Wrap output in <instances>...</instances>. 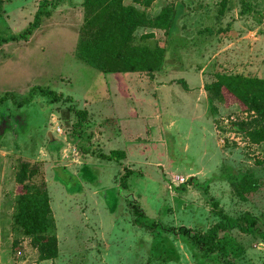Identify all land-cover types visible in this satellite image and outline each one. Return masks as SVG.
Here are the masks:
<instances>
[{"label": "rangeland", "instance_id": "1", "mask_svg": "<svg viewBox=\"0 0 264 264\" xmlns=\"http://www.w3.org/2000/svg\"><path fill=\"white\" fill-rule=\"evenodd\" d=\"M83 2L0 0V264H264L259 232L223 219L249 213L264 230V141L232 93L210 88L219 75L264 79V0H122L141 21L107 71L77 50L114 7ZM33 86L63 97L17 106L10 94ZM113 149L124 158L95 154ZM23 163L47 192L51 258L17 221ZM217 225L206 246L176 231Z\"/></svg>", "mask_w": 264, "mask_h": 264}, {"label": "trees", "instance_id": "2", "mask_svg": "<svg viewBox=\"0 0 264 264\" xmlns=\"http://www.w3.org/2000/svg\"><path fill=\"white\" fill-rule=\"evenodd\" d=\"M83 3L87 7H100L102 4L113 5L114 7L104 21L97 25L96 30L79 40L77 50L79 58L84 59L93 67L107 71L104 61L108 57L127 58L123 49L131 41L133 32L139 26L140 14L133 6L122 4V0H84ZM164 11L165 9L156 16L155 20L162 21ZM42 15H45V13L41 9L38 10L25 31L17 36H12L11 39H26L32 30L38 27ZM138 51L143 54H153V51L147 48L138 49ZM218 78V81L210 88L219 91L224 86L225 90L232 93L242 103L245 111L250 114L254 124L249 131L250 140L253 142L264 141V79L240 78L238 76L226 77L222 75H219ZM36 93L48 97L51 101H58L63 97V95L57 94L56 91L43 86H33L25 96L10 95L17 106H22L29 103ZM4 100L3 97L0 102ZM74 112L78 118L75 126L81 127L87 112L86 110H75ZM95 154L104 160L116 159L118 161L125 156V153L118 149L111 150L109 154L104 153L102 150L98 154L95 152ZM27 173L28 167L23 163L18 175L21 192L18 199L17 221L29 234L33 235V240L43 258H51L57 254V242L54 236L44 234L48 227V213L50 211L47 192L43 185L32 186L26 182ZM211 205L213 209L218 207L216 201H212ZM134 210L136 214H142L135 207ZM223 219L226 223L224 228L237 226L241 232L258 231L264 243V230H259L258 220L251 214H244L238 221L229 220L225 216ZM219 226L213 227L211 233L207 235L193 234L190 229L183 226L176 231L190 238L193 243L206 246L216 237V229ZM207 250H211L210 246L207 247Z\"/></svg>", "mask_w": 264, "mask_h": 264}, {"label": "crops", "instance_id": "3", "mask_svg": "<svg viewBox=\"0 0 264 264\" xmlns=\"http://www.w3.org/2000/svg\"><path fill=\"white\" fill-rule=\"evenodd\" d=\"M104 75H106V74H104ZM109 75H112V76H114V74H109Z\"/></svg>", "mask_w": 264, "mask_h": 264}]
</instances>
